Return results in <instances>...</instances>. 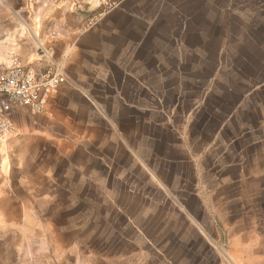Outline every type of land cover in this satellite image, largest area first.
Masks as SVG:
<instances>
[{
    "label": "crops",
    "instance_id": "1",
    "mask_svg": "<svg viewBox=\"0 0 264 264\" xmlns=\"http://www.w3.org/2000/svg\"><path fill=\"white\" fill-rule=\"evenodd\" d=\"M89 1L0 0L6 7L0 12V69L16 56L39 75L61 68L79 81L93 70L97 84L140 93L149 71L164 68L165 53L174 57L171 69L178 74L189 71L194 55H220L227 76L207 82L219 85L215 96L230 110L226 116L240 119L227 131L256 136L246 144L252 157L221 170L207 201L194 194V228L220 246V264H264V0H112L118 7L87 30L99 13ZM224 55H234V62H224ZM48 112L31 116L19 108L12 117L18 134L0 156V231L14 233L0 241V264H132L130 255L101 258L99 237L81 233L86 225L78 220L77 199L88 190L98 196V186L89 189V175L77 174L81 166L73 160L60 163L47 152L42 135L57 118ZM67 150L73 154L71 146ZM98 181L91 175L90 182Z\"/></svg>",
    "mask_w": 264,
    "mask_h": 264
},
{
    "label": "rangeland",
    "instance_id": "2",
    "mask_svg": "<svg viewBox=\"0 0 264 264\" xmlns=\"http://www.w3.org/2000/svg\"><path fill=\"white\" fill-rule=\"evenodd\" d=\"M5 8L0 6V12ZM172 58L164 54V68L149 71L140 93L131 92V86L97 84L93 70L79 81L64 75L46 108L57 117L51 133L42 135L47 152L57 154L60 163L70 158L81 166L74 175H89V189L98 186V196L88 190L77 199L76 210L86 225L81 233L99 237L101 258L220 264V246L209 245L194 228V194L207 201L205 194L217 185L214 177L220 178L221 170L234 169L237 158L252 157L246 144L256 135L227 131L240 119L236 113L226 116L230 110L215 96L219 85L207 82L227 76L219 69L220 55H194L195 69L179 74L171 69ZM234 60L224 55V62ZM242 141L244 149H239ZM70 146L74 151L68 155ZM91 175L99 177V184L90 182ZM10 233L0 231V241L5 243Z\"/></svg>",
    "mask_w": 264,
    "mask_h": 264
},
{
    "label": "built area",
    "instance_id": "3",
    "mask_svg": "<svg viewBox=\"0 0 264 264\" xmlns=\"http://www.w3.org/2000/svg\"><path fill=\"white\" fill-rule=\"evenodd\" d=\"M119 1L90 0L89 7L99 11L95 19L90 20L87 30L95 29L100 20L119 5ZM64 83L62 69H49L37 74L26 68L13 56L8 66L0 69V156L11 137L18 134L13 123L14 112L25 108L29 114L43 113L52 97Z\"/></svg>",
    "mask_w": 264,
    "mask_h": 264
}]
</instances>
